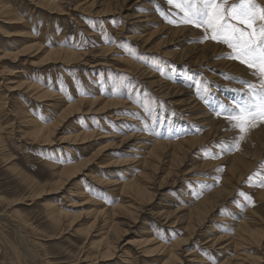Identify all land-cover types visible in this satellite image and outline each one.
Here are the masks:
<instances>
[{
  "label": "rangeland",
  "instance_id": "374dc122",
  "mask_svg": "<svg viewBox=\"0 0 264 264\" xmlns=\"http://www.w3.org/2000/svg\"><path fill=\"white\" fill-rule=\"evenodd\" d=\"M8 1L14 16L0 15V264H175L169 249L180 264H264V137L253 167L231 171L242 140L253 129L264 136V123L242 134L216 114L220 102L242 101L249 83L260 88L258 68L231 58L223 43L200 42L203 29L180 23L167 0ZM144 14L156 20L135 24ZM62 48L82 60H46ZM31 84L55 98L36 100ZM109 102L117 104L104 112ZM31 117L56 124L51 145L33 143ZM157 138L170 147L149 160ZM74 168L62 190L38 195ZM110 182L133 188L118 194ZM208 198L214 210L199 223Z\"/></svg>",
  "mask_w": 264,
  "mask_h": 264
},
{
  "label": "snow or ice",
  "instance_id": "6c2138e0",
  "mask_svg": "<svg viewBox=\"0 0 264 264\" xmlns=\"http://www.w3.org/2000/svg\"><path fill=\"white\" fill-rule=\"evenodd\" d=\"M167 3L179 10L180 23L203 29L205 35L200 42L211 40L227 45L233 50L231 58L249 68H258L264 76V5L258 0H238L236 3H229V0H167ZM168 22L177 23L174 19ZM247 87L250 91L242 101L220 102L216 113L223 112L230 121H235L233 127L242 134L257 127V121L264 123V81L259 89L251 83ZM204 102L211 103L206 96ZM234 147L238 148L239 144ZM224 148L221 145L222 151ZM259 183L264 186V180Z\"/></svg>",
  "mask_w": 264,
  "mask_h": 264
},
{
  "label": "bare ground",
  "instance_id": "6f19581e",
  "mask_svg": "<svg viewBox=\"0 0 264 264\" xmlns=\"http://www.w3.org/2000/svg\"><path fill=\"white\" fill-rule=\"evenodd\" d=\"M38 1H42V0H38ZM45 0H43L42 1V6H44V3L46 2V1H48V0H46L45 2H44ZM63 0H60V3L59 4H61V2H62ZM121 1V0H120ZM29 2V1H28ZM33 2H35V0L33 1ZM32 2V3H33ZM122 2V1H121ZM124 2H125V0H124ZM10 3L11 2H9L8 0H0V15H3L4 17H5V15H8L9 13H11L12 12V10H11V8H10ZM39 3H41V2H39ZM56 3V2H55ZM54 2H52V6L55 4ZM165 3V2H164ZM63 4V3H62ZM94 4V3H93ZM123 4H125V3H123ZM12 5V4H11ZM40 6H41V4H39ZM47 5V4H46ZM50 4H49V2H48V7H50L49 6ZM90 5V4H89ZM163 5V4H162ZM41 6V7H42ZM56 7H57V5H55ZM59 6V5H58ZM124 6V5H123ZM44 7H46V6H44ZM40 7H38V9H39ZM55 8V7H54ZM62 8V7H61ZM61 8H57V9H59V11H60V9ZM90 8H92V7H90ZM90 8H88L89 10H90ZM120 8V7H119ZM46 9V8H45ZM49 9V8H48ZM52 9V8H51ZM86 9V8H85ZM109 9V8H108ZM124 9V8H123ZM30 10V9H29ZM44 10V9H43ZM63 10V9H62ZM14 11V10H13ZM54 11V10H53ZM57 10L55 9V12H56ZM58 11V12H59ZM113 11V10H112ZM52 12V11H51ZM57 12V13H58ZM62 12V11H61ZM5 14V15H4ZM12 14H13V16H14V12H12ZM11 14V15H12ZM155 15V14H154ZM154 15H146V14H144V15H139L138 17H135L136 19H137V23H135V24H141V23H143V22H153V20L155 21L156 19H155V16ZM46 16V15H45ZM7 17V16H6ZM10 17V16H9ZM15 17H16V15H15ZM145 17H148V19H146V20H144V21H141V19H143V18H145ZM1 18H3V17H1ZM126 18V17H125ZM135 19V20H136ZM5 20V19H4ZM7 20V19H6ZM10 20H11V18H10ZM18 20V19H17ZM139 20V21H138ZM8 21H9V19H8ZM7 21V22H8ZM5 23H6V21H4ZM14 22H16V20H14ZM18 22H20V21H18ZM9 23H10V21H9ZM9 23H8V25H9ZM12 23H13V21H12ZM12 23H10V25L12 24ZM0 30H2L1 28H0ZM172 33V32H171ZM21 36V35H20ZM118 39V38H117ZM61 42V41H60ZM59 42V43H60ZM143 43H145V42H143ZM55 48H57V47H55ZM54 49V48H53ZM60 49V48H59ZM63 49V48H62ZM65 49V48H64ZM64 49H63V51H61V50H56V51H53V52H50L49 54H48V58L46 59V60H50L51 58H53V57H58L59 56V54H63V55H65L66 56V59H68L69 61H68V64L70 65V63L69 62H78V61H81L82 59H80V60H78L79 59V55H76L75 53H73L71 50V52L70 51H68L67 52V50L66 51H64ZM103 49H104V47H103ZM105 49H106V47H105ZM102 51V50H101ZM105 51H107V52H111L110 50H105ZM45 53H47V51L45 52ZM5 54H6V52H5ZM36 56V55H35ZM81 56V55H80ZM3 57V56H2ZM34 57V56H33ZM81 58V57H80ZM54 60H56V59H54ZM60 60V59H59ZM64 60H65V58H64ZM29 62V61H28ZM46 62V61H45ZM48 62V61H47ZM46 62V63H47ZM66 62V61H65ZM36 63V62H35ZM42 64V63H41ZM44 64V63H43ZM56 64V63H55ZM46 65V64H45ZM88 65V64H87ZM34 66V65H33ZM68 66V65H67ZM77 66V65H76ZM86 66V65H85ZM136 67H138V66H136ZM19 72V71H18ZM144 75V74H143ZM51 88V87H50ZM27 89H33L34 91H36L39 95H37V96H35L34 98L36 99V100H38V101H41L42 100V102H47V101H50L51 99H53V98H55V95H54V93H51V92H45V93H43V94H41V92H42V90L40 89V87H35L34 85H29L28 87H27ZM29 96H31V95H29ZM41 102V103H42ZM197 102V101H196ZM17 103H18V101H17ZM97 103H99V101H96V102H93V103H91V104H97ZM110 103V102H109ZM5 104V103H4ZM9 104V103H8ZM84 104V102H80L79 103V106H81V105H83ZM87 104H90V103H87ZM112 104V105H111ZM114 104H117V103H110V104H104L103 105V107H102V110L104 111V112H106V108H108V107H111V106H113ZM194 104V103H193ZM57 107H60L59 106V104H57V105H54L53 106V109L55 108H57ZM120 107V106H119ZM3 108V107H2ZM117 108V107H116ZM197 108V104L195 103L193 106H192V104L191 105H189V107H188V111H190L191 109H193V110H195ZM21 109V108H20ZM19 109V110H20ZM80 109V108H79ZM112 110V109H111ZM192 110V111H193ZM27 111V110H26ZM26 111L24 112V113H22L23 111H20L21 113L20 114H26ZM101 111V110H100ZM28 112V111H27ZM182 112H184V111H182ZM70 113V112H69ZM73 113V112H72ZM71 113V114H72ZM97 113H101V112H97ZM19 114V115H20ZM22 115L21 116H19V117H22ZM28 115H31V114H28L27 113V117H28ZM198 115H194V117H197ZM204 116H206V117H208L209 115H204ZM18 117V116H17ZM25 117H26V115H25ZM25 117H23V118H25ZM37 118V117H36ZM18 119V118H17ZM22 119V118H21ZM123 118H121V119H115V121H120V120H122ZM19 120V119H18ZM130 121H132V120H130ZM134 121V120H133ZM25 122H26V120H25ZM27 123H28V125H30V127H31V133L29 134V136L32 138V141H33V143H39V142H42V143H44V144H52L54 141L52 140V137H54V134H55V132H54V130H55V128H56V124L55 125H50V126H48V125H45V124H43V123H39V121H38V119H35V117L33 118V117H31V118H29L28 120H27ZM203 123V122H202ZM25 123H23V125H24ZM134 125H136L137 123L134 121V123H133ZM25 126V125H24ZM52 126V128H50ZM137 126H139V124L137 125ZM136 126V127H137ZM206 126V125H205ZM28 127V126H27ZM26 127V128H27ZM58 128V127H57ZM56 128V129H57ZM25 132V131H24ZM21 133H22V131H21ZM21 136H22V134H20ZM24 136H25V133L23 134ZM263 135H262V133L261 132H257L256 131V129H253L252 131H251V133H249L243 140H242V142H241V145L243 144L244 145V149L243 150H238L237 151V153H236V155H235V162L234 163H236V165H235V167L233 168V169H231V171L233 172V173H236V171H241L242 172V170L243 169H247V170H250L252 167H253V165H254V163H256L257 162V160H258V158H260V153H258V151H259V149H258V143L261 145V144H263ZM247 138V139H246ZM85 139H88V137L86 136L85 137ZM84 139V140H85ZM40 144V143H39ZM182 144V143H181ZM144 147H146V146H144ZM153 149H151V151L149 152V154H148V156H149V160H151L152 158L153 159H155V160H161L160 159V154H162V152L163 151H165L168 147H170V144H169V142H160L159 141V138H157L156 139V141H155V143L153 144ZM143 148V147H142ZM253 148H256V150H253ZM182 149L181 148H177V151L178 152H180ZM247 152H249V154H250V156H251V159H249V157L250 156H248L247 155ZM180 154V153H179ZM173 159H175V161H177V159H176V157H174ZM164 161V160H163ZM158 165V164H157ZM78 169L79 168H74V169H62L60 172H57L58 174L57 175H55V177H57V180H56V184H57V186H46L45 188H42L41 190H40V192L39 191H37V192H39V196L41 197L42 195H44V193L45 192H47V191H53L54 192V190L55 191H59V189L60 190H62L63 189V187H64V185H65V182L66 181H69L70 180V178L71 177H73L77 172H79L78 171ZM156 170H157V168H156ZM155 170V171H156ZM121 174H122V172H121ZM64 179V181H62ZM73 179V178H72ZM99 185H104V182H102V183H100V182H98V181H96ZM106 183V182H105ZM105 185H107V184H105ZM35 186V185H34ZM108 187H112V188H114L113 190H114V192H116V191H118V190H120L122 193L124 192V193H126L127 191H128V189H131V188H133V185H132V182H130V183H120V182H115V184L114 183H112V182H110L108 185H107ZM34 189H36V188H34ZM136 189V188H135ZM135 191V190H134ZM36 193V192H35ZM35 193H33V195L35 194ZM118 194H119V191H118ZM36 195H37V193H36ZM35 196V195H34ZM142 196V195H141ZM144 196V195H143ZM144 198V197H143ZM151 199V197L149 198V200ZM148 200V201H149ZM208 201H209V198L207 199V200H205V201H203L202 203H201V205H199V208L196 210V213H198V215L200 216V220H199V223H201L202 221L204 222L205 221V215H207L208 213H210V212H213V210L214 209H207L206 208V203H208ZM49 205H50V203H48ZM48 205V206H49ZM47 206V205H46ZM216 207H218V204L216 205ZM50 208V207H49ZM211 208H214V207H211ZM54 211V210H53ZM130 211V210H129ZM55 214V213H54ZM202 215H204V217H202ZM61 216V215H60ZM63 216V215H62ZM55 218H56V216H54ZM62 218V217H61ZM54 219V218H53ZM56 219H58V218H56ZM60 219V218H59ZM55 220V219H54ZM60 221V220H59ZM59 221H56V222H59ZM241 225V224H240ZM253 229V228H252ZM250 231V230H249ZM244 234L246 235L247 233H248V231L247 230H245L244 229ZM249 235H253V233L251 234V232L250 233H248ZM244 236V235H243ZM105 240V239H104ZM256 240V239H255ZM106 241V240H105ZM107 242V241H106ZM103 244V243H102ZM185 245H187V243L186 244H184L183 246H185ZM105 246H107V245H105ZM237 246V245H236ZM109 247H111V245H110V243H109ZM108 248V247H107ZM104 249H106V248H104ZM161 249H163V248H161ZM167 249V248H166ZM165 249V250H166ZM172 249V248H171ZM103 250V249H102ZM111 250L112 249H110V248H108V250H107V253H109L108 254V257H110L111 256V254L110 253H112L111 252ZM164 250V249H163ZM103 252V251H102ZM166 252V251H165ZM167 253H169L168 254V256H170V261H175L176 260V262H175V264L178 262V264H180V260H179V257H177L178 256V254L176 253V251L175 250H170L169 249V251L167 250ZM102 254V253H101ZM195 254V252H193V253H188V255L186 256V257H191V256H193ZM22 255V254H21ZM100 255V254H99ZM102 256V255H101ZM167 256V257H168ZM194 257V256H193ZM181 258V257H180ZM103 259V258H102ZM109 260V259H108ZM168 262V261H167ZM190 262H195V260L194 259H191L190 260ZM189 262V263H190ZM168 264H170L169 262H168Z\"/></svg>",
  "mask_w": 264,
  "mask_h": 264
}]
</instances>
